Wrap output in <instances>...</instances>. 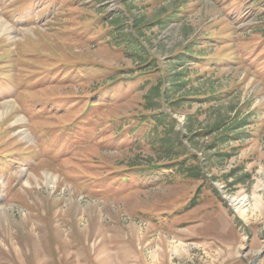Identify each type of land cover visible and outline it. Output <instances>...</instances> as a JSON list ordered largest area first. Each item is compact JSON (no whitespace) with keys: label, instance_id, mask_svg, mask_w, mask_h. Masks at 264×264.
Masks as SVG:
<instances>
[{"label":"rangeland","instance_id":"374dc122","mask_svg":"<svg viewBox=\"0 0 264 264\" xmlns=\"http://www.w3.org/2000/svg\"><path fill=\"white\" fill-rule=\"evenodd\" d=\"M0 264H264V0H0Z\"/></svg>","mask_w":264,"mask_h":264},{"label":"trees","instance_id":"16d2710c","mask_svg":"<svg viewBox=\"0 0 264 264\" xmlns=\"http://www.w3.org/2000/svg\"><path fill=\"white\" fill-rule=\"evenodd\" d=\"M119 18V17H118ZM118 18L116 19V21L118 20ZM183 52V51H181ZM183 54V53H181ZM180 56V54L178 55ZM199 54H195V56L193 58H198ZM178 58V57H176ZM151 60V59H150ZM201 61V60H200ZM153 62V61H151ZM151 64V63H150ZM152 65V64H151ZM134 74L135 77L134 78H130L128 80L130 81H135V80H139L141 77L146 76V74H150L149 71L147 69H142L139 68L138 70L135 71V73H131ZM177 76V75H176ZM182 76V75H181ZM171 82L172 85L171 86H167L164 82V78L160 77V79H158L156 85H151L149 87L148 92L144 95V99H145V103L147 104L146 106L151 108V109H156L159 104L157 101H153L156 100V98L160 100H163V94H166L167 100L169 105L172 106V104H174V106H177V104H179L180 100L182 99L183 101H191V99L194 98H203L202 95L204 96L205 93H189V94H180V95H176L175 98L172 99V96L174 97V94H177V92H179V90H181V88H183L186 85V82H190L189 79H183L180 78L181 81H179L177 83V81H175V77H171ZM124 82V79H119L118 84H121ZM217 96V93H209L208 95L204 96V100H207L208 98H210V96L213 95ZM192 96H200V97H192ZM154 106H157L156 108ZM157 111H151L148 114L142 115V119L139 120V122H145V121H151L154 123V125L156 126V128H161L162 131H164V134H162L163 136L161 137L160 142L158 141V144L162 146V148H164V150H169L170 148H172V150L175 151V157H171L166 159L165 162H158L157 163H151L153 165H146L149 169H153V168H163V169H168L170 171H174L176 175H186L190 178H194V179H200L201 176V171L199 168V163H198V158L195 154V152L191 151L188 147H186L180 140H172L170 137H166V133L171 130L173 128V124L175 121V118L173 117H169V113L165 110H161V109H156ZM168 116V118H167ZM136 118H134L133 120H135ZM138 122V121H137ZM220 125L217 123L216 126H212L209 127L205 130H203L204 132L206 131L208 134H212L214 131L219 130ZM155 128V129H156ZM233 127H228L225 128L224 130V134L223 135H218L215 140L219 141V142H223V140H225V137L231 136L230 134L235 135L234 133H229L232 132L234 129H232ZM217 156H221L222 158H225L229 155H231V152H227V151H217L216 152ZM144 165H142L141 167H143ZM246 176V175H244Z\"/></svg>","mask_w":264,"mask_h":264},{"label":"bare ground","instance_id":"6f19581e","mask_svg":"<svg viewBox=\"0 0 264 264\" xmlns=\"http://www.w3.org/2000/svg\"><path fill=\"white\" fill-rule=\"evenodd\" d=\"M247 202L244 198L234 199L231 200V205L236 210L237 213L244 214L245 213V206Z\"/></svg>","mask_w":264,"mask_h":264}]
</instances>
